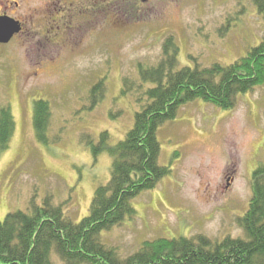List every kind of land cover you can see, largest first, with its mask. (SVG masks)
I'll list each match as a JSON object with an SVG mask.
<instances>
[{"label":"rangeland","instance_id":"rangeland-1","mask_svg":"<svg viewBox=\"0 0 264 264\" xmlns=\"http://www.w3.org/2000/svg\"><path fill=\"white\" fill-rule=\"evenodd\" d=\"M17 1L18 7H10L15 16L40 11L47 2V20L78 21L65 4L70 0ZM138 1L142 7L133 11L128 0H112L110 20L96 16L90 29L71 27L62 47L45 45L27 29L0 44V107H9L15 122L0 149V221L45 200L73 222L88 214L112 163L109 153H94L93 147L103 132L104 142L114 146L132 128L151 85L139 64L156 67L166 38L178 48V68L202 69L233 63L264 35L253 0ZM36 100L49 105L46 144L33 127ZM156 136L158 161L169 173L130 200L135 214L101 231V243L125 258L155 238H243L237 222L248 208L252 172L264 165V84L238 95L232 109L192 100ZM50 258L65 264L54 248Z\"/></svg>","mask_w":264,"mask_h":264},{"label":"trees","instance_id":"trees-1","mask_svg":"<svg viewBox=\"0 0 264 264\" xmlns=\"http://www.w3.org/2000/svg\"><path fill=\"white\" fill-rule=\"evenodd\" d=\"M264 20V0H253ZM178 48L171 37L163 43V58L156 67L143 69L146 103L134 115L132 128L114 146L104 141L93 152L106 151L112 158L110 179L97 187L88 214L73 222L49 200L32 203L27 210L6 214L0 221V264H52L54 248L65 264H264V165L252 172L247 211L238 219L243 238L225 237L212 241L202 235L193 238H155L142 242L138 250L120 258L116 247L99 240L101 231L135 214L130 200L153 189L170 171L160 165V144L156 133L173 119L180 106L200 99L220 108H234L240 94L264 84V35L245 56L224 66L214 63L202 69L177 67ZM98 85L94 86V93ZM49 105L33 102L36 138L47 142ZM15 128L9 107H0V149L6 147Z\"/></svg>","mask_w":264,"mask_h":264},{"label":"flooded vegetation","instance_id":"flooded-vegetation-1","mask_svg":"<svg viewBox=\"0 0 264 264\" xmlns=\"http://www.w3.org/2000/svg\"><path fill=\"white\" fill-rule=\"evenodd\" d=\"M59 1L63 0H57V2ZM128 1L132 4L128 6L133 8V11L134 6L139 10L141 9V1L140 3H138V0ZM65 4H68V6L72 7V18L74 21L77 19V22H71V24L66 25L63 21L66 16H62L57 20H47V15H45V12L51 9L50 3L47 4V2H45L44 8H42L40 11L37 9H29L24 14L15 16L14 13L10 12V7L11 5L18 7L19 2L17 0H1L0 15L9 16L20 23L21 30L17 35L23 34L26 29L28 31L27 35L34 36V34L37 32L40 34L41 40L45 45L56 47V45H59L61 42H65V40L69 37L71 34V27L80 29L82 26H85V29H90L94 26V20L96 16H102L104 21L110 20L111 8H114V6H112V0H70ZM125 8L127 9V6ZM118 10L120 12L122 11L120 8ZM81 17H85L86 20L81 19ZM25 24H28L31 27L28 26V28H26ZM35 28H38V30ZM59 46H61V44Z\"/></svg>","mask_w":264,"mask_h":264},{"label":"water","instance_id":"water-1","mask_svg":"<svg viewBox=\"0 0 264 264\" xmlns=\"http://www.w3.org/2000/svg\"><path fill=\"white\" fill-rule=\"evenodd\" d=\"M21 29L20 23L8 16H0V44H6Z\"/></svg>","mask_w":264,"mask_h":264}]
</instances>
